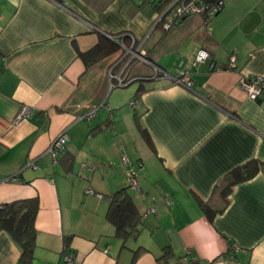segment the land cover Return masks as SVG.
Wrapping results in <instances>:
<instances>
[{"label": "crops", "instance_id": "crops-1", "mask_svg": "<svg viewBox=\"0 0 264 264\" xmlns=\"http://www.w3.org/2000/svg\"><path fill=\"white\" fill-rule=\"evenodd\" d=\"M179 1L0 0V204L38 199L32 264H60L64 246L80 264H132L135 252L133 264H160L167 246L168 264H264V97L238 87L264 77V0H225L206 24L190 15L166 31ZM198 50L208 58L194 63ZM180 71L191 89L174 83ZM23 105L33 115L15 123ZM64 129L53 163L45 151ZM124 156L141 192L126 186ZM249 160L262 168L222 200L217 185ZM122 188L142 217L124 241L106 219ZM197 200L224 208L209 221ZM148 206L156 213L143 217ZM19 256L1 231L0 264Z\"/></svg>", "mask_w": 264, "mask_h": 264}, {"label": "trees", "instance_id": "trees-1", "mask_svg": "<svg viewBox=\"0 0 264 264\" xmlns=\"http://www.w3.org/2000/svg\"><path fill=\"white\" fill-rule=\"evenodd\" d=\"M111 52L118 50V46L111 42L108 44ZM99 44L94 50H101ZM92 53V52H91ZM92 53V54H93ZM86 58V55H82ZM139 131L149 147L152 148L150 138L146 131L139 127ZM262 165L256 160H249L242 165L233 168L224 177L222 185H217L215 191L217 195L224 200L230 193L231 188L240 182L246 181L257 174ZM109 205L106 212V219L114 227L115 236L122 241L134 235L142 223L141 214L138 212L127 188L118 189L108 197ZM201 211L206 215L209 221L222 212L224 206L216 209L208 202L197 200ZM38 199L29 198L15 200L8 203L0 204V232H6L11 240L17 245L20 256L19 263L32 264L35 250V218L38 211ZM134 253L132 264L136 259ZM173 259V253L170 247H164L162 254L157 261L160 264H168Z\"/></svg>", "mask_w": 264, "mask_h": 264}, {"label": "built area", "instance_id": "built-area-1", "mask_svg": "<svg viewBox=\"0 0 264 264\" xmlns=\"http://www.w3.org/2000/svg\"><path fill=\"white\" fill-rule=\"evenodd\" d=\"M226 2L225 0H182L176 4H172L166 8L163 13V29L169 30L175 24L181 22L183 19L190 15H196L202 18L203 22L206 24L211 18L220 13L224 8ZM140 59L145 61L146 63H150L148 59L145 57L139 56ZM208 58L207 52L204 50H198L194 57V63L204 62ZM155 76L158 75H166L164 71L159 69L158 67L152 65ZM235 67L234 58H230L229 68L233 69ZM174 83L177 85H181L184 88L191 89L192 88V80L187 71H180L177 78L173 79ZM129 81H124L120 77H118V86L124 87L128 85ZM238 87L242 89L247 96L252 100H257L264 97V77L263 76H246L241 77L238 82ZM130 104H134V100L129 101ZM33 115L32 109L23 105L17 112L14 122L30 118ZM95 116V110L88 112L81 119H90ZM68 140V136L66 130H62L49 144L47 147L45 154L49 155L52 159L53 163L56 162L58 156L65 149L66 143ZM122 164L125 167V180L126 186L129 190L135 192H141L140 187V177L134 166L131 164L127 157H122ZM28 166L32 168H36V164L34 161L28 163ZM87 194H94L100 197L99 194L93 192L92 190L85 191ZM163 204L166 207L173 206V200L168 193H164L162 196ZM156 209L154 207L148 206L142 215L143 217L149 214H155ZM60 264H80L78 261L76 254L73 250H71L68 246H64L61 250V260Z\"/></svg>", "mask_w": 264, "mask_h": 264}, {"label": "rangeland", "instance_id": "rangeland-1", "mask_svg": "<svg viewBox=\"0 0 264 264\" xmlns=\"http://www.w3.org/2000/svg\"><path fill=\"white\" fill-rule=\"evenodd\" d=\"M129 87H131V86H127V87H118L117 90H122L123 92H125V90H128ZM122 94H123V93H122ZM125 105H126V106H129V105H127V104H125Z\"/></svg>", "mask_w": 264, "mask_h": 264}]
</instances>
